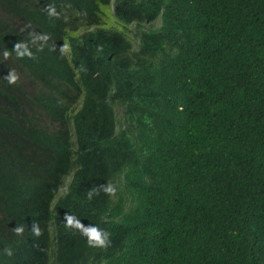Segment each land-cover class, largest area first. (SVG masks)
Masks as SVG:
<instances>
[{
    "label": "trees",
    "instance_id": "1",
    "mask_svg": "<svg viewBox=\"0 0 264 264\" xmlns=\"http://www.w3.org/2000/svg\"><path fill=\"white\" fill-rule=\"evenodd\" d=\"M113 4L0 0V264H264V0Z\"/></svg>",
    "mask_w": 264,
    "mask_h": 264
},
{
    "label": "rangeland",
    "instance_id": "2",
    "mask_svg": "<svg viewBox=\"0 0 264 264\" xmlns=\"http://www.w3.org/2000/svg\"><path fill=\"white\" fill-rule=\"evenodd\" d=\"M114 3V0H109V6L107 8H104L103 9V20H104V24L102 25L103 27H106V26H110V27H116V29L118 30H122V28L116 23V21L114 20L113 18V4ZM160 25V22L159 20L155 23L154 27H158ZM127 31L129 32L133 42L136 41V37L134 36V26L133 25H130L128 28H127ZM81 33V32H80ZM121 112H119L120 114ZM121 115V114H120ZM114 185L116 188L119 189V187H121V184L119 183L118 180H115L114 181Z\"/></svg>",
    "mask_w": 264,
    "mask_h": 264
},
{
    "label": "clouds",
    "instance_id": "3",
    "mask_svg": "<svg viewBox=\"0 0 264 264\" xmlns=\"http://www.w3.org/2000/svg\"><path fill=\"white\" fill-rule=\"evenodd\" d=\"M80 32H81V33H80ZM80 32H79V35H82L83 31L81 30Z\"/></svg>",
    "mask_w": 264,
    "mask_h": 264
}]
</instances>
